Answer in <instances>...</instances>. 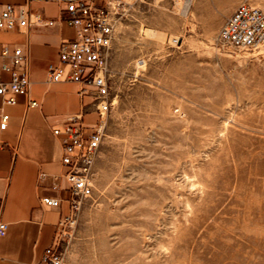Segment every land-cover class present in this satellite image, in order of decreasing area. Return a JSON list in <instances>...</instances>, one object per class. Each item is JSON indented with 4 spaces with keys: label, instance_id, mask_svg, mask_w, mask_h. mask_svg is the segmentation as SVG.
Wrapping results in <instances>:
<instances>
[{
    "label": "rangeland",
    "instance_id": "1",
    "mask_svg": "<svg viewBox=\"0 0 264 264\" xmlns=\"http://www.w3.org/2000/svg\"><path fill=\"white\" fill-rule=\"evenodd\" d=\"M242 3L264 11L127 0L93 194L57 231L61 264H264V48L217 40Z\"/></svg>",
    "mask_w": 264,
    "mask_h": 264
},
{
    "label": "crops",
    "instance_id": "2",
    "mask_svg": "<svg viewBox=\"0 0 264 264\" xmlns=\"http://www.w3.org/2000/svg\"><path fill=\"white\" fill-rule=\"evenodd\" d=\"M6 4L25 7L29 26L0 31V52L7 45L29 53L30 99L38 106L28 107L23 96L16 105L0 97V123L2 114L9 115L7 128L0 129V141L9 145L0 150V222L8 225L7 235L0 238V264H44L45 250L72 213L68 167L62 162V140L54 131L77 125L69 118L80 115L89 132L100 118L91 89L84 94L77 83L47 79L48 67L59 61L61 44L76 37L65 19L67 0H0V12ZM50 20L54 24L46 25ZM44 198L58 199L60 205L48 206Z\"/></svg>",
    "mask_w": 264,
    "mask_h": 264
},
{
    "label": "built area",
    "instance_id": "3",
    "mask_svg": "<svg viewBox=\"0 0 264 264\" xmlns=\"http://www.w3.org/2000/svg\"><path fill=\"white\" fill-rule=\"evenodd\" d=\"M32 1V0H28ZM185 7L194 0H172ZM127 0H67L66 22L75 31V39L60 46L59 61L48 67L49 83L74 82L82 87L84 94L94 98L99 122L88 130L81 124V116L69 118L75 126L55 130L62 140V162L68 167L65 178L70 186L72 212L82 201L90 198L94 189V168L101 148L105 125L104 118L111 107L108 80L107 54L114 41L116 30L126 12ZM40 23L41 19L38 18ZM53 20L46 25L52 26ZM29 26V11L22 6L6 4L0 12V31L17 32ZM223 47L238 51H255L264 48V11L247 3L240 4L222 25L217 35ZM178 44V39H170ZM31 78L29 53L21 47L13 50L7 45L0 52V97L8 105H16L18 96L27 99L28 107L38 103L30 99ZM9 115H1L0 129L8 126ZM0 141V150L8 149ZM45 175L42 174L43 180ZM44 204L57 207L58 199L44 198ZM2 203L0 202V209ZM8 225L0 222V238L7 235ZM55 242L44 253V264H61L62 259Z\"/></svg>",
    "mask_w": 264,
    "mask_h": 264
},
{
    "label": "water",
    "instance_id": "4",
    "mask_svg": "<svg viewBox=\"0 0 264 264\" xmlns=\"http://www.w3.org/2000/svg\"><path fill=\"white\" fill-rule=\"evenodd\" d=\"M185 9H188V5L185 6Z\"/></svg>",
    "mask_w": 264,
    "mask_h": 264
}]
</instances>
